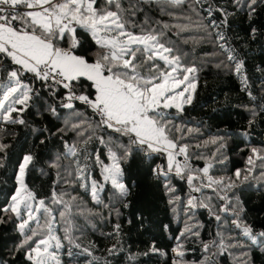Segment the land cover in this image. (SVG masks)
Instances as JSON below:
<instances>
[{
  "label": "trees",
  "instance_id": "trees-1",
  "mask_svg": "<svg viewBox=\"0 0 264 264\" xmlns=\"http://www.w3.org/2000/svg\"><path fill=\"white\" fill-rule=\"evenodd\" d=\"M254 7L255 11L249 13L247 9L238 8L233 0H201L199 4L188 0L182 10H173L181 16L178 20L149 13L152 21L189 27L179 37L174 28L168 37L186 53L182 63L197 68L192 102L185 104L183 111L175 108L162 111L169 122L170 138L180 145H188L187 164L195 170L193 175L201 177L193 181L200 186L199 192H193L186 179L173 174L155 175L154 170L166 164L165 157L153 154L148 158L140 152L122 164L123 182L129 189L127 197L114 195L110 183L103 181L95 157L98 154L110 164L105 144L109 143L110 135L115 138L118 134L97 129L87 145L78 144L74 158L79 159L81 165H87L89 187L95 180L102 188L98 193L101 203H95L89 192L80 187L76 174H68L69 160L64 158L65 145L80 139L65 129L66 122L79 120L78 116L70 114L83 113L89 120L91 109L76 100L72 101L73 109L64 108L68 90L58 86L48 88L38 80L33 81L31 74H25V82L31 81L34 92H38L18 116L25 123L0 122V144L7 145L5 151L0 152V264H31L26 259L25 247H21L24 236L18 230L20 220L11 211H3L12 204L19 167L27 155L33 160L26 169L24 181L37 199H44L48 204L55 190L67 193L64 200L71 201L70 234L80 249L63 239L68 225L57 215L63 205H49L57 215L55 234L65 245L57 252L62 264H172L175 259L172 250L178 243L184 245L186 264H201L204 257L216 251V247H212L209 253L203 252V244L215 240L219 245L221 238L226 244L240 242L243 247H229L227 253L216 256L217 264H264V245L253 244L236 228L233 223L236 217L220 211L224 206L234 209L239 220L251 226L254 235L264 231V177L252 175L247 182L241 180L234 188L226 187L235 179L237 170L243 175L253 148L264 152V3L257 0ZM143 15L139 13L135 19L140 21ZM183 39L188 42L183 43ZM76 52L80 54L81 50L76 49ZM229 55L232 60L228 59ZM236 63L243 64L242 75L235 73ZM14 67L7 59L0 61V76ZM244 77L247 87L241 83ZM91 91L87 87L76 89L78 95ZM53 108L55 114L51 111ZM92 126L95 127L94 120ZM97 136H103L105 144L99 143ZM126 139L121 138V142ZM213 140L216 143H212ZM180 159L184 163V158ZM209 163L208 175L214 180H223V185L203 186L207 177L202 169ZM257 165L258 173L259 161ZM166 184L175 192L169 194ZM170 195L180 197L175 205L169 203ZM192 197L197 207L188 206L187 201ZM201 202L209 207L200 206ZM216 214L220 215V221L216 220ZM186 224L191 225L193 231L198 230L199 236H181ZM150 246L165 255L149 252ZM69 247L71 257L67 255ZM85 248L92 252L91 257L82 252ZM145 252L149 255L144 256Z\"/></svg>",
  "mask_w": 264,
  "mask_h": 264
},
{
  "label": "snow or ice",
  "instance_id": "snow-or-ice-1",
  "mask_svg": "<svg viewBox=\"0 0 264 264\" xmlns=\"http://www.w3.org/2000/svg\"><path fill=\"white\" fill-rule=\"evenodd\" d=\"M200 2L195 0L197 4ZM233 2L249 13L255 11L257 4V0ZM261 2L264 3V0ZM187 4L188 0H0V61L7 59L16 66L0 76V122L25 123L18 116L27 109L33 95H38L31 86L32 82H25V74H31L33 81L38 80L48 88L58 86L68 90L67 102L62 105L64 108L73 109L72 101L76 100L91 109L92 117L89 120L84 118L83 113L70 114L78 116L79 120L66 122L65 129L74 132L80 139L65 145L64 158L69 160L66 168L68 174H76L80 187L89 192L95 203H101L98 193L102 188L95 180L91 181L89 187V175L85 171L87 165H81L79 159L74 158L77 157L78 144L87 145L97 129L118 134L115 138L110 135L107 144L103 136H97V141L105 144L111 163L106 164L98 154L95 157L103 181L110 183L115 190L114 195L122 199L127 197L129 189L123 182L122 164L130 160L134 153L140 152L148 158L153 154L165 157L166 164L158 166L154 170L155 175L168 177L173 174L186 179L192 191L199 192L200 186L194 185L193 181L201 177L193 175L195 170L187 164L188 145H180L176 139L170 138L169 122L162 111L169 108L183 111L184 104L192 102L197 68L182 63L186 53L168 37L174 28L175 35L179 37L189 27L152 21L149 15L156 12L160 16L178 20L181 16L173 10H182ZM139 13L144 15L142 20L137 21L135 17ZM182 42L187 43L188 40L183 39ZM76 49H80L81 53L78 54ZM228 59L232 60L233 57L229 55ZM242 69V63L235 64L237 75H242ZM241 83L247 87V78L244 77ZM85 87L93 91L88 94L76 93V89ZM51 111L55 114L56 110L53 108ZM93 120L95 127L92 126ZM124 137L126 141L121 142ZM6 148L7 145L0 144V152ZM178 156L184 158V163L177 159ZM32 160L31 155L23 157L17 177L18 187L11 196L12 204L3 211H11L20 220L18 230L24 236L21 247H25L26 259L31 264H62L57 252L65 245L61 237L55 234L57 215L68 225L64 228L63 239L80 249L70 234L71 201L64 200L67 193H57L55 190L48 204L44 199H37L24 181L26 169ZM257 161L260 162L258 173ZM210 167L209 163L202 169L204 177H207V183L203 186L223 185V180H214L208 175ZM252 175L264 177V152L255 148L247 157L243 175L241 170H237L235 179L226 187L234 188L238 186L237 181L247 182ZM165 187L169 194L175 192L167 184ZM179 199L178 195H170L169 203L175 205ZM71 200H76V197H71ZM187 204L197 207L195 197L190 198ZM49 205H63V208L54 215ZM200 206L209 207L203 202ZM220 211L236 217L233 219L236 228L253 244L259 242L264 245V231L258 236L254 235L251 226L243 224L234 209L224 206ZM215 218L221 220L218 214ZM116 228L118 231L119 225ZM25 229L28 231L25 232ZM187 234L199 236V231H193V227L186 224L181 236ZM237 246L243 247V244L237 242L229 245L222 238L219 245L215 240L204 243L203 252L209 253L212 247H216V251L204 257L201 264L205 261L207 264H217L216 256L224 255L229 247ZM172 251L175 256L172 264H186L183 260L186 254L183 243H178ZM82 252L92 256V252L86 248ZM149 252L165 255L154 246H150ZM149 252L143 255L147 256ZM67 255H73L71 247L67 249Z\"/></svg>",
  "mask_w": 264,
  "mask_h": 264
},
{
  "label": "rangeland",
  "instance_id": "rangeland-1",
  "mask_svg": "<svg viewBox=\"0 0 264 264\" xmlns=\"http://www.w3.org/2000/svg\"><path fill=\"white\" fill-rule=\"evenodd\" d=\"M169 109H171V108H169ZM180 157L182 158V156H178L177 159L181 161ZM33 203L35 204V202H33Z\"/></svg>",
  "mask_w": 264,
  "mask_h": 264
}]
</instances>
